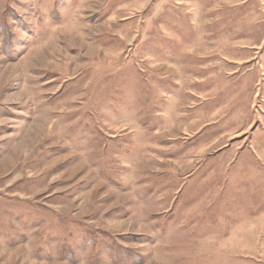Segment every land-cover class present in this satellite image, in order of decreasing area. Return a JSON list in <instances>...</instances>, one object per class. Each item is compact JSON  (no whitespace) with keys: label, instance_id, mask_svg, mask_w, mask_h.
<instances>
[{"label":"rangeland","instance_id":"rangeland-1","mask_svg":"<svg viewBox=\"0 0 264 264\" xmlns=\"http://www.w3.org/2000/svg\"><path fill=\"white\" fill-rule=\"evenodd\" d=\"M0 264H264V0H0Z\"/></svg>","mask_w":264,"mask_h":264}]
</instances>
